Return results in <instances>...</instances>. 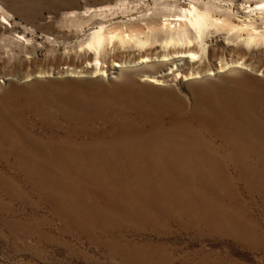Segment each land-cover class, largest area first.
Returning a JSON list of instances; mask_svg holds the SVG:
<instances>
[{"label": "rangeland", "instance_id": "1", "mask_svg": "<svg viewBox=\"0 0 264 264\" xmlns=\"http://www.w3.org/2000/svg\"><path fill=\"white\" fill-rule=\"evenodd\" d=\"M90 1L0 0V264H264V46L248 50L228 45L222 37L210 41L216 50L233 47L234 51L226 55L228 59L244 55L251 63V69L248 71L247 68L250 74L232 68L221 71L220 60L216 59L209 72L213 74L206 77L203 75L195 78L194 75L188 78L180 71L177 74L175 72L177 76L173 77V71L167 70L164 73L169 72L170 75L163 73L165 77H159L165 79L162 84L154 85L139 78L140 92L139 97L132 98L134 102L131 103L134 104L143 105L152 100L166 102L183 97L191 101L197 90L203 92V99L207 95L210 97L209 102L217 104L229 90H243L246 87L249 91L246 98L251 99L250 103L242 101V119L234 121L235 116L231 118V123L227 125L230 128L226 127L221 137L207 133L208 130H204L200 122H197L199 119L192 118L190 122L194 126L190 122L178 123L190 125L189 128L186 126L187 133L182 135L178 132L176 136L171 134L166 137L164 134L160 138H152L151 132L156 131V128L158 130L161 125L142 121L135 109L128 106L127 94L123 90L128 78L125 65L115 61V68H111V62L107 61L103 65L104 70L95 71L90 61L83 57V49L74 47L78 40L85 38L100 22L126 19L129 13L132 16L145 14L149 11L148 6L127 14L117 12L102 15L93 9L101 6L103 1L106 4L118 0ZM148 1L154 3L153 0ZM234 1L232 5L231 0L222 2L229 4L238 15L236 17L243 19L247 14L244 6L248 3L245 0ZM251 1L257 5L260 0ZM85 7H91L88 13L82 12ZM233 20L239 22L235 18ZM258 21L261 23L262 19L259 17ZM261 25L264 26V23ZM65 37H68L66 42ZM177 63L183 64L184 61ZM167 91H171L173 96ZM256 95L260 101L254 98ZM58 106L60 109L56 108ZM43 107L45 109L42 110ZM124 108L129 109L127 117ZM244 112L249 114L245 115ZM50 113L52 115H48ZM186 113L189 114V111ZM124 117L126 119L123 121ZM129 119L137 123L131 124ZM167 119L166 125L169 121ZM242 121L245 122L246 130L243 129ZM130 124L132 127H129ZM234 130L243 132L234 133ZM189 134H192L191 137ZM248 134L252 136L246 138ZM173 137L177 144L184 146L178 148L183 152L172 148L171 151H174L170 153L173 157L168 148L152 151L147 148L126 149L127 145L135 143H175ZM129 138H134V142ZM232 139H235L234 143ZM34 140L41 141L38 142L40 145ZM197 141L199 146L196 145ZM101 142L106 144L105 148ZM187 143H192L191 149ZM244 148L249 150L244 152ZM205 149L210 150L208 154ZM138 150H143L142 153L147 156L134 158ZM217 156L224 157L218 159ZM233 157H238V160ZM120 158L124 163L119 162ZM175 159L185 162H177ZM197 160L202 162L197 163Z\"/></svg>", "mask_w": 264, "mask_h": 264}, {"label": "bare ground", "instance_id": "2", "mask_svg": "<svg viewBox=\"0 0 264 264\" xmlns=\"http://www.w3.org/2000/svg\"><path fill=\"white\" fill-rule=\"evenodd\" d=\"M54 1H57V0H54ZM90 1V0H89ZM99 1V0H97ZM101 1V0H100ZM108 1V0H107ZM154 3L151 4L148 0H135V1H131V0H118L114 3H106V4H103L105 1L102 2L101 6H99L97 9H93V11H97L99 14H102V15H107V14H115L117 12H122V13H125L127 14L128 12H133V11H138L140 8L144 7V6H148V9L149 11L145 14H139L137 16H132L130 13H129V17L126 18V19H122V20H119V21H115V22H109V21H102L100 22V24L96 27H94L92 29V31L90 33H88L85 38H81V40H78L76 46L74 47H79V49H83V52H84V56L87 60L90 61L91 65L94 66V69L95 71H101V70H104V64L105 62L107 61H110L111 64H110V67L111 68H115L116 65L113 64V62L115 63V61H118L120 62V64L122 65H125V69L128 71L127 75H128V78H127V83L125 85V87H123V90L125 93V95L127 96V104L128 106H132V108L135 109V112L138 113V115L141 117V120L144 121V122H151L153 123V125H161V127L156 128V131L154 132H151V135L152 138L153 136L157 137V138H160L161 136H163L164 134L166 135V137L170 136L171 134H175V133H181L182 135L187 133V130L189 128V126L187 125L190 120L192 118H197L199 119V121L197 122H200V125L202 127H204V130H208L207 133L210 134L213 133L215 136L217 137H221L223 135V133L225 132L226 130V127L229 123H231V118H234L235 116V120L234 121H238V119L241 117L240 113H241V110H242V106L241 103H243L242 101H245L246 103H250V100L246 98V96L249 94V91H247V87L243 90H236L235 88L229 90V92H227L225 95H223L221 97V99H219V103H211L209 102L210 101V97L205 95L204 99H203V92H196V94L193 96V98L191 99V101H187L184 99H170L169 101L166 100L165 101H162V102H157L155 100H152L146 104H134V103H131L132 98H137L139 97V92H140V89H139V84H138V79L139 78H144L143 80L144 81H147L148 83H152V84H162L165 79H160L159 77H165L164 75H168L169 72L167 74H165L167 70L169 71H173V77H176L175 76V72L177 74V71H180L182 73H184L185 76H187L189 78V76H194L195 75V78H198L200 76H203V77H206L205 75H211L213 74L212 73H209L211 72V66L213 64V61H215L216 59L220 60V64H219V69L222 71V70H225V69H228V68H232V69H241V70H244L245 72L249 73L248 72L250 69H251V63L248 62V60L246 59V57H244V55H240V56H237L236 58L235 57H231L230 59L227 58L226 55H228L231 51H234V48L233 47H229L227 46L226 48L224 49H221V50H216V46H211V43L210 41L214 40L215 37H222V39H224V41H226V43L228 45H234V46H240L242 48H245V49H248V50H251V47H259V46H264V26L261 25V23H264V0H260L258 1V4L253 6L252 9H251V0H245L247 3H250L249 6H244L246 8H248V10H246V12L248 14H246V16L241 19V18H238L236 16H238L237 14H235V11L233 10L232 7H230L229 4H224V0H188V2H185V0H153ZM226 1V0H225ZM237 1V0H236ZM254 1V0H253ZM91 2V1H90ZM111 2V1H110ZM235 1L234 0H231V4H233ZM68 3V2H67ZM74 3V2H73ZM82 3V2H81ZM186 3V4H185ZM71 4V3H70ZM92 3H90L91 5ZM97 4V3H95ZM69 5V4H68ZM88 5V4H87ZM227 6V7H224ZM80 6V5H79ZM82 6V5H81ZM89 6V5H88ZM94 6V5H93ZM229 6V7H228ZM1 8V6H0ZM3 9V8H2ZM73 9V8H72ZM78 9V7H77ZM91 7H85L82 12L84 13H88L90 11ZM77 12V10H74ZM251 11L255 12V16H251ZM96 12V13H97ZM5 13V12H4ZM78 13V12H77ZM245 13V12H244ZM72 15H75V13H71ZM81 14V13H80ZM90 14V13H89ZM98 14V15H99ZM6 15V14H5ZM83 15V14H82ZM81 15V16H82ZM86 16V15H84ZM91 17V16H89ZM240 17V16H239ZM261 18L262 21L261 23L258 21V18ZM74 18V17H73ZM76 18V17H75ZM93 18V17H92ZM233 18L239 20V22H235L233 20ZM72 19V18H71ZM89 20V19H88ZM77 23V22H76ZM89 23V22H88ZM87 26V24H86ZM84 28V27H83ZM84 32V31H82ZM80 33V32H79ZM82 34V33H81ZM85 34V33H84ZM59 35V34H58ZM64 35V34H63ZM80 36V35H79ZM68 38V37H67ZM67 38L65 37L64 40L66 42ZM68 41V40H67ZM219 49V48H218ZM238 49V48H237ZM242 50V49H241ZM219 51V53L217 52ZM80 52V51H79ZM237 52V51H236ZM82 54V52H81ZM243 54V53H242ZM74 55V54H73ZM232 55V54H231ZM188 58V59H187ZM178 61H184L183 64H178L177 62ZM176 67V69L174 70V68ZM124 68V67H123ZM247 68L248 71H247ZM124 69V70H125ZM121 70H123L121 68ZM123 70V71H124ZM159 72H162V74L160 75ZM165 72V73H164ZM121 73V72H120ZM164 73V75H163ZM246 74V73H245ZM248 74V75H249ZM170 75V74H169ZM250 76V75H249ZM246 77V76H245ZM248 77V76H247ZM249 78V77H248ZM251 79V77H250ZM249 79V80H250ZM251 82V81H250ZM259 82V81H258ZM260 83V82H259ZM243 84V83H242ZM151 85V84H150ZM250 85V84H249ZM251 88V87H250ZM249 88V89H250ZM258 88V87H257ZM169 89V88H168ZM167 89V90H168ZM262 89V88H260ZM166 90V89H165ZM172 90V89H171ZM175 90V89H173ZM233 90V91H232ZM196 91V90H195ZM259 91V89H258ZM264 91V90H263ZM167 92H171V91H167ZM261 92V91H260ZM121 93V92H120ZM165 93V92H164ZM172 93V92H171ZM175 93V92H174ZM177 93V91H176ZM123 94V93H122ZM166 94V93H165ZM262 94V92H261ZM169 95V94H168ZM167 95V96H168ZM173 96V93L171 94ZM176 95V94H175ZM178 95V93H177ZM181 95V94H180ZM264 95V94H263ZM118 96V95H117ZM116 96V97H117ZM251 96V95H250ZM178 97V96H176ZM214 97V96H213ZM212 97V98H213ZM258 96L256 95L254 98H256V100L258 99L257 98ZM260 97V96H259ZM121 98V97H120ZM168 98V97H167ZM166 99V97L164 98ZM235 99V100H234ZM260 99H263V98H260ZM259 100V99H258ZM257 100V101H258ZM62 101V100H61ZM78 101V100H77ZM83 101V100H82ZM140 101V100H139ZM216 101V100H215ZM260 101V100H259ZM70 102V101H69ZM68 102V103H69ZM80 102V101H78ZM84 102V101H83ZM81 102V103H83ZM92 102V101H91ZM99 102H102V101H99ZM134 102V101H133ZM141 102V101H140ZM49 103V102H48ZM56 103V102H54ZM60 103V102H58ZM256 103V102H254ZM260 103V102H259ZM25 104V103H24ZM29 104H32V103H29ZM38 105V103H36ZM62 104V103H61ZM65 104V103H64ZM70 104V103H69ZM77 104V103H76ZM126 104V103H125ZM257 104V103H256ZM36 105V107H37ZM41 105V103H40ZM50 105V104H49ZM52 105V104H51ZM54 105V104H53ZM58 105V104H57ZM79 107H80V103L78 104ZM84 105V103H83ZM88 105V104H87ZM86 105V106H87ZM96 104H94L93 106H95ZM123 105V104H122ZM250 105V104H249ZM27 106V105H26ZM34 106V105H32ZM60 106V105H59ZM58 107V109H60ZM66 106V105H65ZM69 106V105H68ZM67 106V107H68ZM77 106V105H76ZM85 106V105H84ZM89 106V105H88ZM92 106V104H91ZM127 106V105H126ZM247 106V104L245 105V107ZM253 106V105H252ZM258 106V104H257ZM260 106V105H259ZM261 106L262 103H261ZM260 106V107H261ZM62 107V106H60ZM64 107V106H63ZM72 107V106H71ZM116 107V106H115ZM125 107V105H124ZM244 107V106H243ZM254 107V106H253ZM35 108V107H33ZM66 107H64L65 109ZM84 108V107H82ZM122 108V107H121ZM128 108V107H126ZM131 108V107H130ZM247 108V107H246ZM249 108V107H248ZM31 109V108H30ZM41 109V108H40ZM38 108V110H40ZM45 109L44 107L42 108V110ZM51 109V108H50ZM79 109V108H78ZM77 109V110H78ZM95 109H96V106H95ZM123 109V108H122ZM125 109V108H124ZM133 109V110H134ZM250 109V108H249ZM253 109V108H252ZM264 109V108H263ZM34 110V109H33ZM67 110V109H66ZM65 110V111H66ZM83 110V109H82ZM81 110V111H82ZM86 110V108H85ZM97 110V109H96ZM95 110V111H96ZM126 110V109H125ZM133 110H131L133 112ZM189 111V114L186 113V111ZM245 110V109H244ZM52 111V110H51ZM50 111V112H51ZM63 111V109H62ZM68 111V110H67ZM80 111V110H79ZM77 112L80 114V112ZM98 111V110H97ZM100 111V110H99ZM124 111V110H122ZM128 110H126V114H125V117H127L126 115L128 114ZM192 111V113H191ZM262 111V109H261ZM260 111V112H261ZM35 112V110H34ZM41 112V111H40ZM44 112V111H43ZM42 112V113H43ZM45 112H48L49 111H45ZM53 112V111H52ZM61 112V111H60ZM72 112V111H71ZM74 112V110H73ZM85 112V111H84ZM87 112V111H86ZM85 112V113H86ZM112 112V111H111ZM121 112V111H120ZM118 112V113H120ZM258 112V111H257ZM31 113V112H30ZM55 113V111H54ZM67 113V112H66ZM88 113V112H87ZM125 113V112H124ZM122 113V114H124ZM253 113V111H252ZM44 114V113H43ZM58 114V113H57ZM72 114V113H71ZM74 114V113H73ZM82 114V113H81ZM80 114V116H81ZM91 114V113H90ZM104 114V113H103ZM113 114V113H112ZM130 114V112H129ZM128 114V115H129ZM133 114V113H131ZM245 114V112H244ZM246 114H249V113H246ZM245 114V115H246ZM255 114V112H254ZM253 114V115H254ZM9 115H12L9 113ZM46 115V114H45ZM48 115H52L51 113L48 114ZM69 115V114H68ZM77 115V114H76ZM95 117H96V112H95ZM115 115V114H114ZM120 115V114H119ZM153 115H156L154 116V118H152ZM233 115V116H231ZM252 115V114H251ZM250 115V117H251ZM258 115H260L258 113ZM22 116V115H21ZM32 116V115H31ZM30 116V117H31ZM38 116V115H37ZM43 116V115H42ZM66 116V115H65ZM98 117L100 116L97 115ZM110 117V115H108ZM133 116V115H132ZM243 116V115H242ZM262 116V115H261ZM14 117V116H13ZM12 117V119H14ZM23 117V116H22ZM35 117V116H34ZM40 117V116H39ZM46 117V116H44ZM60 117V116H59ZM67 117V116H66ZM72 116H70L71 118ZM82 117V116H81ZM90 117V115H89ZM93 117V118H95ZM104 117V116H103ZM107 117V114L106 116ZM108 117V118H109ZM124 117L123 121L126 119ZM131 117V116H130ZM137 117V116H136ZM245 117V116H244ZM250 117L248 118V121L249 123L251 124V120H250ZM255 117V116H252V118ZM6 118V117H5ZM10 118V117H9ZM17 118V117H16ZM42 118V117H41ZM53 118V116H52ZM54 118H55V115H54ZM69 118V117H68ZM76 118V117H74ZM78 118V117H77ZM76 118V119H77ZM84 118V117H83ZM93 118L91 120H93ZM115 118V117H114ZM112 118V119H114ZM132 118V117H131ZM135 118V117H134ZM133 118V119H134ZM169 119L168 121V125L165 124V120L166 119ZM246 118V117H245ZM19 119V118H18ZM21 119V118H20ZM25 119V118H24ZM23 119V120H24ZM40 119V118H39ZM56 119V118H55ZM73 119V118H72ZM71 119V120H72ZM85 119V118H84ZM105 118H103V121H104ZM116 119H117V116H116ZM167 119V120H168ZM242 119V118H240ZM26 120V119H25ZM42 120V119H41ZM46 120V119H45ZM58 120V119H57ZM66 120V119H65ZM79 120V119H78ZM77 120V121H78ZM83 120V119H82ZM108 120V119H106ZM115 120V119H114ZM1 121V120H0ZM15 121V120H13ZM21 121V120H20ZM44 121V120H43ZM51 121V120H50ZM73 121H75L73 119ZM81 121V120H80ZM131 124H135L137 123L134 122V120H131L129 119L128 120ZM181 121H184L185 123L187 124H178L179 122ZM17 122V121H16ZM22 122V121H21ZM46 124H47V121H45ZM57 122V121H56ZM55 122V124H56ZM61 122H64V121H61ZM84 122V121H83ZM102 122V121H101ZM107 122V121H106ZM106 122H104L106 124ZM112 122V121H111ZM120 122V120H119ZM127 122V121H126ZM124 122V124L126 123ZM139 122V121H138ZM141 122V121H140ZM139 122V123H140ZM194 122V121H193ZM240 122V121H239ZM243 122V121H242ZM261 122V121H260ZM20 124V122H18ZM23 123V122H22ZM27 123V122H25ZM24 123V124H25ZM53 125V122H51ZM76 123V122H75ZM74 123V124H75ZM108 123V122H107ZM128 123V122H127ZM126 123V124H127ZM143 123V122H142ZM183 123V122H182ZM191 123V122H190ZM244 123L243 122V129H244ZM258 123V122H257ZM257 123H255L254 125H256ZM35 124V123H34ZM60 124V123H59ZM109 124V123H108ZM114 124V122H113ZM120 124V123H119ZM123 124V125H124ZM129 124V123H128ZM130 124V125H131ZM145 124V123H144ZM193 126L194 124L191 123ZM241 124V122H240ZM4 125V124H3ZM8 125V124H7ZM6 125V126H7ZM23 125V124H22ZM26 125V124H25ZM49 125V124H47ZM62 125V124H61ZM115 125V124H114ZM122 125V124H120ZM142 125V124H141ZM150 125V124H149ZM233 125V124H231ZM230 125V126H231ZM259 125V124H258ZM1 126V125H0ZM21 126V125H19ZM43 126V125H42ZM65 126V125H64ZM107 126V125H106ZM136 125H134L135 127ZM139 126V125H137ZM147 126V125H146ZM186 126L188 128H186ZM200 126V127H201ZM229 126V125H228ZM246 126L247 123H246ZM101 127V126H100ZM110 127V126H109ZM112 127V126H111ZM115 127V126H114ZM119 127V126H118ZM123 127V126H122ZM129 127H132L129 126ZM144 127V125H143ZM141 127V128H143ZM151 127H154L151 125ZM158 127V126H157ZM196 127V126H195ZM194 127V128H195ZM234 127V126H233ZM242 127V125H241ZM250 127H252L250 125ZM261 126H259L260 128ZM18 128V127H17ZM58 128V127H57ZM63 128V127H62ZM66 128V127H65ZM64 128V129H65ZM116 128V127H115ZM114 128V129H115ZM126 128V127H125ZM147 128V127H146ZM161 128V129H160ZM191 128V127H190ZM199 127H197L198 129ZM228 128V127H227ZM230 128V127H229ZM228 128V129H229ZM249 129V126L246 127ZM253 128V127H252ZM262 128V127H261ZM3 129V127H2ZM7 129V128H6ZM24 129V128H23ZM41 129V128H40ZM52 129V128H51ZM56 129V128H55ZM54 129V126H53V130L54 132L56 131ZM60 129V128H58ZM68 129V128H67ZM107 129V128H106ZM128 129V128H126ZM138 129V128H137ZM145 129V128H144ZM152 129V128H151ZM154 129V128H153ZM239 129V128H237ZM235 129V130H237ZM247 129V130H248ZM14 130V129H13ZM94 130V129H93ZM125 130V129H123ZM133 130V129H131ZM147 130V129H146ZM234 130V133H238L239 131L242 133L243 131L242 130H239L237 132H235ZM246 130V129H244ZM251 130V129H250ZM248 130V131H250ZM255 130V129H254ZM258 130V128L256 129ZM15 131V130H14ZM18 131V130H17ZM58 131V130H57ZM69 131V130H67ZM118 131V130H117ZM129 131V130H128ZM144 131V130H142ZM192 131V129H191ZM190 131V133H191ZM199 131V130H198ZM202 131V130H201ZM10 132V131H9ZM12 132V131H11ZM27 132V131H26ZM120 132V131H118ZM122 132V131H121ZM127 132V130L125 131V133ZM137 132H139L137 130ZM196 132V131H195ZM205 132V133H206ZM231 132V131H230ZM246 132V131H244ZM14 133V132H13ZM113 133V132H112ZM115 133V132H114ZM124 133V132H123ZM133 133V131H132ZM141 133V132H139ZM148 133V131H147ZM199 133V132H198ZM202 133V132H201ZM239 133V134H241ZM248 133V132H247ZM21 134V133H20ZM56 134V133H55ZM79 134V133H78ZM130 134V132H129ZM137 136L138 133H136ZM142 134H145V133H142ZM141 134V136H142ZM193 134V132H192ZM192 134H189L190 137ZM212 134V135H213ZM225 134V133H224ZM229 134V132L227 133ZM232 134V132H231ZM245 134V133H244ZM250 134H252L250 132ZM9 135V134H8ZM53 135V134H51ZM50 135V136H51ZM131 135V134H130ZM135 135V134H133ZM147 135V134H146ZM177 134H175L176 136ZM181 135V137H182ZM197 135V134H196ZM243 135V134H241ZM240 135V136H241ZM13 136V135H12ZM54 136V135H53ZM57 136V134L55 135ZM54 136V137H55ZM60 136V135H59ZM128 136V135H126ZM144 136V135H143ZM173 136V135H172ZM179 136V135H178ZM194 136V135H193ZM199 136V135H198ZM205 136V135H204ZM225 136V135H224ZM228 136V135H227ZM230 136V135H229ZM235 136V135H234ZM239 136V139L241 138ZM247 136V135H246ZM252 136V135H251ZM248 136V137H251ZM28 137V136H27ZM103 137V136H102ZM129 137V136H128ZM135 137V136H134ZM197 137V136H195ZM194 137V138H195ZM202 137H203V134H202ZM216 137V138H217ZM236 137V136H235ZM245 137V136H244ZM8 138V137H7ZM17 138V137H16ZM31 138V137H30ZM49 138V136H48ZM62 138V137H61ZM66 138V137H64ZM105 138V137H104ZM107 138V137H106ZM147 138V137H145ZM150 138V137H149ZM156 138V139H157ZM175 140H172L173 142L175 143H171L170 142H153L155 144H147V145H141L140 144H131V145H127L126 149L128 151H130V149L132 148L133 150L136 149V148H147V149H150L152 151V149H160V148H168L170 149L169 153L174 151L171 149L172 148H183L181 147L182 144L180 143H176L177 140L175 137H173ZM180 138V137H178ZM184 138V137H182ZM224 138H228V137H224ZM233 138V137H232ZM243 138V136H242ZM27 139V138H26ZM47 139V138H46ZM58 140V137L56 138ZM94 139V138H93ZM132 140L134 142V138H129V140ZM139 138L137 137V140ZM144 139V137H143ZM142 141L144 142L145 140ZM170 139V138H169ZM187 139V138H186ZM207 139V138H206ZM223 139V138H222ZM231 139V137H230ZM18 140V139H17ZM41 140V139H39ZM49 139H47L48 141ZM53 140V139H51ZM66 140V139H65ZM74 140V139H73ZM96 140V139H94ZM101 140V138H100ZM108 140V139H107ZM115 140V139H114ZM125 140V139H124ZM130 140V141H131ZM136 140V139H135ZM149 140V139H148ZM151 140V139H150ZM153 141H155L154 139H152ZM167 140V139H166ZM181 140V138H180ZM192 140H193V137H192ZM198 140V139H197ZM203 140V139H202ZM201 140V141H202ZM211 140V139H210ZM217 140V139H215ZM214 140V141H215ZM233 140V139H232ZM231 140V141H232ZM235 140V139H234ZM234 140H233V143H234ZM244 140V139H243ZM249 140V139H248ZM251 140V139H250ZM7 141V140H6ZM5 141V142H6ZM25 141V140H24ZM22 140V142H24ZM27 141V140H26ZM33 141V140H32ZM36 141V140H34ZM43 142V140H41ZM41 141H36V144L38 142H41ZM45 141V140H44ZM50 141V140H49ZM56 141V140H55ZM62 141V139H61ZM60 141V142H61ZM67 141V140H66ZM106 141V140H104ZM103 141V142H104ZM116 141V140H115ZM114 141V142H115ZM127 141V140H126ZM125 141V142H126ZM158 141V140H157ZM160 141V140H159ZM188 141V139H187ZM191 141V139H190ZM189 141V142H190ZM194 141V140H193ZM209 141V140H207ZM220 141V140H219ZM239 141V140H238ZM247 141V140H245ZM244 141V142H245ZM254 141V140H253ZM257 141V140H256ZM255 141V142H256ZM21 142V143H22ZM52 142V141H51ZM57 142V141H56ZM87 142V141H86ZM85 142V144H86ZM110 142V141H109ZM123 142V144L125 143ZM129 142V141H128ZM141 142V141H139ZM185 142V141H184ZM183 142V143H184ZM195 142H196V139H195ZM200 142V141H199ZM206 142V141H205ZM213 142V141H212ZM216 142V141H215ZM218 142V140H217ZM224 142V140H223ZM228 142V141H227ZM225 142V143H227ZM237 142V141H236ZM242 142V141H241ZM8 143V142H7ZM20 143V144H21ZM30 143V142H29ZM47 143H50V142H47ZM55 143V142H52V144ZM62 144L66 143L65 141L61 142ZM69 143V142H68ZM71 143V142H70ZM77 143V142H76ZM81 143V141H80ZM97 144L99 142H96ZM102 143V142H101ZM108 143V142H107ZM112 143V142H111ZM116 143V142H115ZM122 143V141H121ZM118 144L117 146L121 145ZM138 143V141H137ZM193 143V142H192ZM191 143V145H192ZM204 143V141H203ZM207 143V142H206ZM231 143V142H229ZM238 143V142H237ZM243 143V142H242ZM248 143V142H247ZM250 143V142H249ZM252 143V142H251ZM250 143V144H251ZM24 144V143H22ZM21 144V145H22ZM39 144V143H38ZM44 144V143H43ZM58 144V142H57ZM60 144V143H59ZM61 144V145H62ZM75 144V143H74ZM73 144V145H74ZM84 144V145H85ZM90 144V143H89ZM88 144V145H89ZM103 144V143H102ZM105 144V143H104ZM103 144L104 148H105V145ZM117 144V143H116ZM129 144V143H128ZM185 144V143H184ZM188 144V143H187ZM210 144V142H209ZM213 144V143H212ZM220 144V143H219ZM240 144V143H239ZM7 145V144H6ZM15 145H18L15 143ZM40 145V144H39ZM38 145V146H39ZM42 145V144H41ZM48 145V144H47ZM46 145V146H47ZM51 145V144H50ZM49 145V146H50ZM72 145V144H71ZM72 145V146H73ZM109 145V144H108ZM107 145V146H108ZM125 145V144H124ZM191 145L188 144L187 146L189 147L190 146V149H191ZM198 144V141H197V144ZM207 145V144H205ZM233 146V144H231ZM236 145V144H235ZM248 145V144H247ZM247 145L245 147H247ZM255 145V144H254ZM20 146V145H19ZM25 146V144H24ZM45 146V147H46ZM63 146V145H62ZM67 146V145H66ZM76 146V145H75ZM87 146V145H86ZM90 146V145H89ZM101 146V145H100ZM111 146V144H110ZM185 147L188 149V147ZM201 146V145H200ZM215 146V145H214ZM229 146V145H228ZM256 146V145H255ZM23 147V146H22ZM29 147V146H27ZM33 147V145H32ZM36 147V146H35ZM43 147V146H42ZM52 147V146H51ZM54 147V146H53ZM52 147V148H53ZM85 147V146H84ZM88 147V146H87ZM97 148V146H95ZM99 147V146H98ZM102 147V146H101ZM99 147V148H101ZM112 147V146H111ZM111 147L109 149H111ZM116 147V146H113V148ZM203 147V146H201ZM199 147V148H201ZM207 147V146H206ZM220 147V146H219ZM218 147V148H219ZM227 147V146H225ZM236 149V146H234ZM239 147V146H238ZM252 147V146H251ZM254 147V146H253ZM26 148V146L24 147ZM31 148V147H29ZM34 148V147H33ZM40 148V146H39ZM50 148V147H49ZM47 148V149H49ZM60 148V147H59ZM58 148V149H59ZM63 148L65 149V147L63 146ZM63 148H61L63 150ZM73 148V147H72ZM86 148V147H85ZM89 148V147H88ZM121 148V147H120ZM123 148V146H122ZM130 148V149H128ZM195 148V147H193ZM199 148L197 150H199ZM210 148V146H209ZM212 148V147H211ZM229 148V147H228ZM241 148V147H240ZM242 148H243V144H242ZM250 148V147H249ZM12 149V148H11ZM35 149V148H34ZM46 149V150H47ZM69 149V148H68ZM74 149L76 150V148L74 147ZM81 149V148H80ZM90 149H91V146H90ZM93 149V148H92ZM95 149V148H94ZM146 149V150H147ZM186 149V150H187ZM189 149V151H190ZM196 149V148H195ZM204 149V148H203ZM215 149V148H214ZM225 149V148H223ZM233 149V151H234ZM252 149V148H251ZM14 150V149H13ZM16 150V149H15ZM45 150V149H44ZM73 150V149H71ZM87 150V149H86ZM102 150V148L100 149ZM105 150V149H104ZM114 150V149H113ZM117 150V149H115ZM119 150V149H118ZM122 150V149H121ZM125 150V149H124ZM126 150V151H127ZM144 150V149H143ZM142 150V151H143ZM145 150V152H146ZM162 150V149H161ZM164 150V149H163ZM166 150V151H167ZM180 150V149H178ZM196 150V151H197ZM209 149H205L204 151H206V153L208 154L209 152H207ZM226 150V149H225ZM229 150V149H228ZM246 150L245 148L242 149V151ZM249 149L247 148L246 151H248ZM19 151V150H18ZM70 151V150H69ZM108 151V150H106ZM124 151V153L126 152ZM136 151V150H135ZM139 152H135L134 153V158L137 157V158H144L146 157L144 153ZM151 151L148 152V154L150 153L151 154ZM177 151V150H176ZM175 151V152H176ZM182 151V150H180ZM179 151V152H180ZM192 151V150H191ZM210 151V150H209ZM240 151V150H239ZM238 151V152H239ZM244 151V152H246ZM64 152V151H63ZM66 152V151H65ZM84 152V151H83ZM109 152V151H108ZM156 152V151H154ZM153 152V154H155ZM159 152V151H158ZM178 152V153H179ZM183 152V151H182ZM187 152V151H186ZM202 153V148H201V151H199ZM198 152V153H199ZM215 152V151H214ZM225 152V151H224ZM227 152V151H226ZM232 152V151H231ZM230 152V153H231ZM235 152V151H234ZM100 153V152H99ZM128 153V152H126ZM132 153V152H131ZM162 153V152H161ZM160 153V154H161ZM167 153V154H169ZM223 153V152H222ZM229 153V155H230ZM243 153V152H242ZM248 153H251V152H248ZM75 154V153H74ZM149 154V156H150ZM158 153V155H160ZM215 154V153H214ZM218 154V153H216ZM226 154V153H225ZM247 154V153H246ZM245 154V155H246ZM81 155V153H80ZM128 155V154H127ZM158 155H156L158 157ZM162 155V154H161ZM166 155V154H165ZM171 155V153H170ZM178 155V154H177ZM212 156H215L213 154H211ZM222 155V154H221ZM219 155V156H221ZM224 155V154H223ZM237 155V154H236ZM243 155V154H241ZM240 155V156H241ZM248 155V154H247ZM84 156V155H82ZM89 156V155H88ZM91 156V155H90ZM148 156V157H149ZM153 156V155H151ZM155 156V157H156ZM172 156V155H171ZM181 157V155H179ZM204 156V155H203ZM201 156V157H203ZM206 156V155H205ZM208 156V155H207ZM218 157L221 158V157ZM239 156V158H240ZM87 157V156H86ZM114 157V156H113ZM122 157V156H120ZM147 157V158H148ZM156 157V158H157ZM160 157V156H159ZM166 157V156H165ZM173 157V156H172ZM175 157V156H174ZM210 157V155H209ZM224 157V156H223ZM222 157V158H223ZM231 157V156H230ZM247 157V156H246ZM124 158V156H123ZM131 158V157H130ZM129 158V159H130ZM153 158V157H152ZM163 158H164V155H163ZM162 156L160 159H162ZM168 158H169V155H167V162H168ZM179 158V157H178ZM221 158V159H222ZM227 158V157H226ZM236 158V157H233V159ZM238 158V157H237ZM236 158V159H237ZM243 158V157H242ZM245 158V157H244ZM249 158V157H248ZM125 159V158H124ZM132 159V158H131ZM150 159V158H149ZM148 159V161H149ZM154 159V158H153ZM177 159V158H176ZM175 159V160H176ZM184 159V158H182ZM180 159V161L182 160ZM189 159V158H188ZM204 159V158H203ZM202 159V160H203ZM210 159V158H208ZM212 159V158H211ZM214 159V158H213ZM216 159V158H215ZM228 159V158H227ZM227 159H225L227 161ZM119 160V159H118ZM121 160V158H120ZM126 160H127V157H126ZM133 160V159H132ZM130 160V161H132ZM136 160V159H135ZM134 160V161H135ZM146 160V159H144ZM156 160V159H155ZM165 160V158H164ZM173 160V159H171ZM174 160V162H175ZM187 160V159H186ZM238 160V159H237ZM240 160V159H239ZM249 160V159H248ZM138 161V160H137ZM142 161V160H141ZM177 162H180L179 159L176 160ZM183 161L185 162V160H182L181 162L183 163ZM189 162V160H187ZM211 161V160H210ZM230 161V160H229ZM228 161V162H229ZM235 161V160H234ZM233 161V162H234ZM241 161V160H240ZM250 161V160H249ZM93 162V161H92ZM91 162V163H92ZM119 162H123L122 160L119 161ZM140 162V161H139ZM143 162V161H142ZM160 162V161H159ZM170 162V161H169ZM191 162V161H190ZM200 162L197 160V163ZM202 162V161H201ZM200 162V163H201ZM205 162V161H204ZM207 162V161H206ZM213 162V160H212ZM222 162V160H221ZM224 162V161H223ZM222 162V163H223ZM232 162V163H233ZM243 162V160H242ZM247 162V161H245ZM244 162V163H245ZM31 163V162H30ZM98 163V162H97ZM124 163V162H123ZM127 163V162H126ZM138 163V162H137ZM141 163V162H140ZM144 163V162H143ZM147 163V162H146ZM151 163V160L150 162ZM148 163V164H149ZM153 163V162H152ZM158 163V161H157ZM165 163V162H164ZM173 163V161H172ZM193 163V162H192ZM195 163V162H194ZM210 163V162H209ZM218 163V162H217ZM216 163V165H217ZM220 163V162H219ZM221 163V164H222ZM236 163H238V161H236ZM87 164V163H86ZM134 164V163H132ZM147 164V165H148ZM156 164V163H154ZM161 164V163H160ZM163 164V163H162ZM171 164V163H170ZM181 164V163H180ZM186 164V163H185ZM206 164V163H205ZM208 164V162H207ZM212 164V163H211ZM215 165V162L213 163ZM220 164V166H221ZM235 164V162H234ZM241 164V163H240ZM246 164V163H245ZM136 165V164H135ZM153 165V164H152ZM158 165V164H157ZM169 165V164H168ZM167 165V166H168ZM182 165V164H181ZM184 165V164H183ZM182 165V166H183ZM224 165V164H223ZM222 165V166H223ZM138 166V164H137ZM141 166V165H140ZM139 166V167H140ZM175 166V165H174ZM179 166V165H178ZM227 166V164H226ZM233 165H231L232 167ZM241 166V165H240ZM126 167V166H125ZM142 167V166H141ZM156 167V166H155ZM225 167V166H224ZM234 167V166H233ZM136 168V167H135ZM153 168V167H152ZM235 168V167H234ZM238 168V167H237ZM241 168V167H239ZM238 168V169H239ZM137 169V168H136ZM231 169V168H230ZM134 171V170H133ZM233 171V170H232ZM231 171V172H232ZM131 172V171H130ZM223 172V171H222ZM226 172V171H225ZM176 173V171H175ZM234 173V172H233ZM241 173V172H240ZM226 175V173L224 174ZM229 175V174H228ZM236 175V174H235ZM141 176V175H140ZM227 176V175H226ZM227 179V178H226ZM229 179V178H228ZM139 180V179H138ZM231 180V179H230ZM48 181V180H47ZM44 182V180H43ZM205 183V182H204ZM37 184V183H36ZM209 184V183H208ZM35 186V185H34ZM104 187V186H103ZM52 188V187H51ZM232 191V190H231ZM230 191V192H231ZM229 196V195H228ZM112 204V203H111ZM142 209V208H141ZM149 211V210H148ZM156 211V210H155ZM162 211V210H161ZM146 213V212H145ZM142 214V213H141ZM158 214V213H157ZM200 214V213H199ZM198 215V214H197ZM131 216V215H130ZM202 218V216H201ZM200 218V219H201ZM153 219V218H152ZM203 219V218H202ZM179 220V219H178ZM205 220V218H204ZM203 220V221H204ZM154 222V221H153ZM149 223V222H148ZM145 224V223H144ZM190 224V223H189ZM169 225V224H168ZM138 226V225H137ZM147 227V226H146ZM105 228V227H104ZM144 228V227H143ZM108 231V230H107ZM163 234V233H162ZM130 242V241H129Z\"/></svg>", "mask_w": 264, "mask_h": 264}, {"label": "built area", "instance_id": "3", "mask_svg": "<svg viewBox=\"0 0 264 264\" xmlns=\"http://www.w3.org/2000/svg\"><path fill=\"white\" fill-rule=\"evenodd\" d=\"M185 1H188V0H185ZM225 1V0H224ZM232 5V4H231ZM250 5V3H248L247 4V6H249ZM255 4H252V1H251V9H252V7L254 6ZM247 10H248V8H247ZM247 13V12H246ZM248 14V13H247ZM251 16H255V12H253V11H251Z\"/></svg>", "mask_w": 264, "mask_h": 264}]
</instances>
